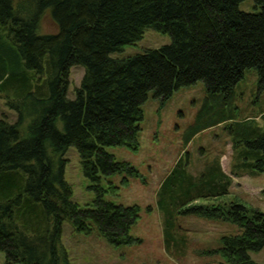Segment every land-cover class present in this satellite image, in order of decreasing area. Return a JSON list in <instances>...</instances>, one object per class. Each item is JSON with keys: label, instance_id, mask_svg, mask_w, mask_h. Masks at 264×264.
Here are the masks:
<instances>
[{"label": "trees", "instance_id": "1", "mask_svg": "<svg viewBox=\"0 0 264 264\" xmlns=\"http://www.w3.org/2000/svg\"><path fill=\"white\" fill-rule=\"evenodd\" d=\"M239 1L0 0V91L17 113L13 122L0 117L3 264H72L61 243L65 219L78 231L96 226L114 244L140 240L129 233L138 205L103 199L99 184L102 174H133L136 168L103 146L137 148L140 104L150 89L164 99L201 79L209 92L228 95L248 67L255 68L258 87L264 88V0H255L258 11L239 9ZM45 10L55 32L38 31ZM146 27L168 32L171 41L123 57L110 55L139 39ZM72 64L83 65L84 72L69 98ZM259 116L264 119V111ZM243 121L250 126L233 123L229 174L218 157L196 179L173 169L160 185H165L159 204L165 243L174 227L171 201L185 205L182 210L242 226L239 233L221 235L220 264H264L248 254L264 247V212L228 194L232 175L264 171V129L254 117ZM241 141L244 147L236 152ZM71 144L97 193L85 206L71 198L63 176V153Z\"/></svg>", "mask_w": 264, "mask_h": 264}, {"label": "rangeland", "instance_id": "2", "mask_svg": "<svg viewBox=\"0 0 264 264\" xmlns=\"http://www.w3.org/2000/svg\"><path fill=\"white\" fill-rule=\"evenodd\" d=\"M238 8L259 10L255 0H240ZM56 30L57 25L45 10L40 17L38 31ZM170 41L168 32L146 27L139 39L124 44L110 55L123 57ZM83 72L81 64L69 67L67 97H74V89L79 85ZM140 107L143 115L136 134L137 148L132 149L125 144L103 146L116 159L133 165L136 173L102 174L99 180L105 188L103 199L138 205V217L131 224L129 233L140 240L114 244L102 236L96 226L93 225L90 232L78 231L65 219L61 225V243L69 260L72 264H220L223 258L216 248L220 245L221 235L239 233L242 226L229 219L182 210L185 205L171 201L168 203L172 208L170 216L174 227L171 238L165 243L164 210L159 206L163 202L165 185H160L173 169L175 174L182 170L196 179L204 168L215 165L218 157L222 169L230 173L233 123L238 121L250 126L243 119L254 117L255 124L264 129V119L259 116L264 111V88L258 87L255 68H245L231 94L211 93L203 80L197 79L173 89L164 99L155 96L150 89ZM1 116L10 122L17 118L16 111L6 104L0 91ZM58 122L62 128L60 119ZM243 147L241 141L235 147L236 152ZM63 157L66 158L63 176L71 186V198L81 206L90 204L97 193L92 186L93 181L81 169L75 145H69ZM124 175L127 176L126 182L122 181ZM228 194L264 212V171L232 175ZM195 200L205 199L198 197ZM248 254L253 260L264 262V247L250 249ZM3 262L4 253L0 251V264Z\"/></svg>", "mask_w": 264, "mask_h": 264}, {"label": "crops", "instance_id": "3", "mask_svg": "<svg viewBox=\"0 0 264 264\" xmlns=\"http://www.w3.org/2000/svg\"><path fill=\"white\" fill-rule=\"evenodd\" d=\"M219 163H220V161H219ZM221 166V165H220ZM221 168H222V166H221ZM223 170V169H222ZM224 171V170H223ZM225 172V171H224Z\"/></svg>", "mask_w": 264, "mask_h": 264}]
</instances>
